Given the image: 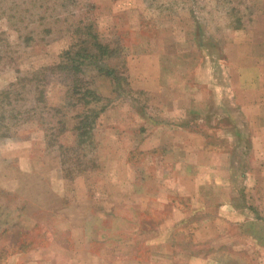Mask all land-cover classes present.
<instances>
[{
  "label": "rangeland",
  "instance_id": "rangeland-1",
  "mask_svg": "<svg viewBox=\"0 0 264 264\" xmlns=\"http://www.w3.org/2000/svg\"><path fill=\"white\" fill-rule=\"evenodd\" d=\"M0 264H264V0H0Z\"/></svg>",
  "mask_w": 264,
  "mask_h": 264
},
{
  "label": "trees",
  "instance_id": "trees-1",
  "mask_svg": "<svg viewBox=\"0 0 264 264\" xmlns=\"http://www.w3.org/2000/svg\"><path fill=\"white\" fill-rule=\"evenodd\" d=\"M95 50H99L100 53L102 54H108L110 53V50L108 49V46L106 44H102V43H98L95 42L93 43ZM75 46V45H74ZM73 49V52L71 51ZM72 49L70 50H66L65 51V56L67 57V60L65 63H59L58 65H56L55 67H52L51 70H57V69H62V70H67L68 72L73 73L75 76L78 72H82L83 70V64H85V61L89 58V54L88 53H84V49L82 48H76L72 47ZM108 74H112L111 72H108ZM79 76V75H78ZM79 82V81H78ZM76 82V80H74L73 85H71L69 87V89L72 90H77V88L82 89V87L79 85V83ZM84 92L82 93L83 98H86V96L88 95H92V97H94V99H98L99 97L96 95V93L93 90H90L89 88L85 87L84 88ZM81 93V92H80ZM79 94V93H78ZM87 101H83L84 104H89L90 101L92 100H88Z\"/></svg>",
  "mask_w": 264,
  "mask_h": 264
}]
</instances>
